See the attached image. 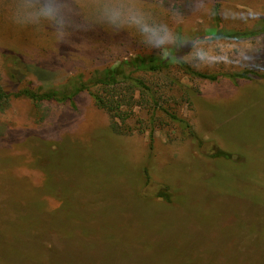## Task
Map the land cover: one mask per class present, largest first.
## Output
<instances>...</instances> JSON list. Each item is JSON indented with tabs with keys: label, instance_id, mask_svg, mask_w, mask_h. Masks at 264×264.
<instances>
[{
	"label": "rangeland",
	"instance_id": "1",
	"mask_svg": "<svg viewBox=\"0 0 264 264\" xmlns=\"http://www.w3.org/2000/svg\"><path fill=\"white\" fill-rule=\"evenodd\" d=\"M48 2L0 0L6 91L71 88L137 54L170 64L134 72L152 90L125 123L98 86L0 106V264H264V31L208 34L216 9L262 30L264 0H56V20ZM187 40L180 60L218 80L179 64Z\"/></svg>",
	"mask_w": 264,
	"mask_h": 264
},
{
	"label": "trees",
	"instance_id": "2",
	"mask_svg": "<svg viewBox=\"0 0 264 264\" xmlns=\"http://www.w3.org/2000/svg\"><path fill=\"white\" fill-rule=\"evenodd\" d=\"M216 20H218V25H215L208 30L211 39L239 40L261 34L264 31V28L262 30L250 31L227 29L221 26L220 12L218 9H216ZM194 43L195 41L193 40L181 42L180 49L182 52L178 54L180 55L178 57L179 64L194 76L211 81L218 80V75L197 71L191 68L184 60H180L181 56L185 54L184 51H189ZM169 61L168 56H162L155 53L137 54L134 57L121 61L117 65L107 67L102 71H97V73L89 80L78 82L77 84L72 85L71 88L64 86L62 89H24L17 94H12L3 88L0 81V106L9 102L11 97L14 96H25L37 104L43 101L73 102L74 97L79 92L83 90L90 92L92 87L98 86L101 89L100 92L93 94L97 106L108 112L113 118L125 123V121L135 113L134 107L139 105L140 96L144 97L146 93H149L152 90L142 78L134 76V72L139 70L151 73L160 72L169 66ZM238 77L246 78L248 76L246 72L233 75L234 79H237ZM155 104L158 105L157 102H155ZM163 111L171 119L182 121L170 110L164 108ZM218 155V157H222L223 159L231 157V154L223 150L219 151ZM160 196L164 197L166 201H170L168 193L160 192Z\"/></svg>",
	"mask_w": 264,
	"mask_h": 264
},
{
	"label": "clouds",
	"instance_id": "3",
	"mask_svg": "<svg viewBox=\"0 0 264 264\" xmlns=\"http://www.w3.org/2000/svg\"><path fill=\"white\" fill-rule=\"evenodd\" d=\"M59 12L60 6L56 3V0H49L48 3L42 5L40 8V15L50 20H56ZM144 30L145 32H152V39L157 40L159 43H164L168 40L167 36H161L160 34L152 31L147 26H145ZM201 59H205V57H201ZM212 60L215 61V57H212Z\"/></svg>",
	"mask_w": 264,
	"mask_h": 264
}]
</instances>
